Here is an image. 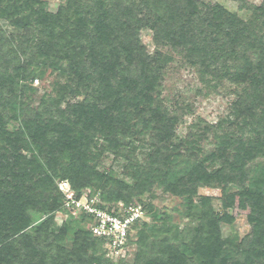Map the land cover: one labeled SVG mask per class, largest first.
<instances>
[{
  "label": "trees",
  "instance_id": "16d2710c",
  "mask_svg": "<svg viewBox=\"0 0 264 264\" xmlns=\"http://www.w3.org/2000/svg\"><path fill=\"white\" fill-rule=\"evenodd\" d=\"M234 1L250 15L203 0H0V264H264V0ZM176 58L235 96L185 136L192 106L164 95ZM108 155L132 181L100 168ZM64 181L77 198L99 192L109 211L145 206L152 222L133 227L132 261H112L85 212L55 227ZM202 188L221 190V211ZM155 189L183 201L187 224L159 211ZM243 214L250 232L224 237Z\"/></svg>",
  "mask_w": 264,
  "mask_h": 264
},
{
  "label": "rangeland",
  "instance_id": "374dc122",
  "mask_svg": "<svg viewBox=\"0 0 264 264\" xmlns=\"http://www.w3.org/2000/svg\"><path fill=\"white\" fill-rule=\"evenodd\" d=\"M51 9H57L60 4H65L68 0H47ZM204 2H219L232 11L238 12L244 17H248L250 12L247 10H239L238 3L234 0H203ZM252 3L259 5L262 0H251ZM142 41L148 46L150 51H154L155 44L152 39L151 30L142 31ZM198 73L190 67L188 64L182 61L180 58H176V61L170 64L167 69L164 85V95L166 98L174 104L180 102L192 106L193 112L185 115L183 122L178 127V133L181 136H185L189 130L190 125L195 120L202 116L210 122H218L230 111V105L234 99V94L231 93L230 87L219 89H207L198 78ZM55 81L54 75H47L44 79L39 78L34 80V86L37 88V92L31 95L33 104L39 102L40 97L52 87V83ZM125 161L114 159L113 155H108L101 159L100 168H111L115 174L122 179L132 181L131 178H127L125 175ZM61 183V182H60ZM59 183V184H60ZM60 186V185H59ZM235 186L231 187V190H235ZM88 194L98 195L92 189L85 190ZM84 191V192H85ZM157 198L154 200L155 205L159 211H167L169 215L173 217V222L178 223L183 227L189 222V218L186 217L185 207L182 205V200L169 193L163 192L161 189H155ZM154 191V192H155ZM83 192V193H84ZM201 194L213 196V203L217 210L221 211V190L220 189H200ZM87 194H84L86 196ZM65 196V194H64ZM148 201V194L144 196ZM85 200V197H84ZM66 202V197H65ZM64 202L63 209L56 212L55 227L59 228L65 221L70 218V213L75 216L80 215L81 211H76L71 207H67ZM146 221L152 222L151 216L146 217ZM86 226L89 225L85 222ZM251 230V226L248 222L246 215H239L236 217L234 224H222V234L224 237H228L232 241H240ZM106 247V245H105ZM107 248V247H106ZM108 250V248H107ZM136 250L135 245H130L126 252L125 258L133 260V256ZM108 255L112 256L108 251ZM122 257V256H120ZM119 257L112 256V261H117Z\"/></svg>",
  "mask_w": 264,
  "mask_h": 264
},
{
  "label": "built area",
  "instance_id": "2783aa9c",
  "mask_svg": "<svg viewBox=\"0 0 264 264\" xmlns=\"http://www.w3.org/2000/svg\"><path fill=\"white\" fill-rule=\"evenodd\" d=\"M59 185L65 194L67 207L93 217L91 230L94 235L105 240L109 253L115 257L125 256L130 246L129 238L133 227L137 222L146 220L148 216L145 206L141 203L126 205L120 202L115 209L109 211L102 207L99 195L91 196L85 191L80 198H77L68 181L61 182ZM84 194L87 195L84 196Z\"/></svg>",
  "mask_w": 264,
  "mask_h": 264
}]
</instances>
